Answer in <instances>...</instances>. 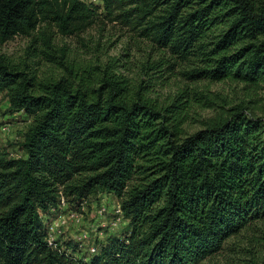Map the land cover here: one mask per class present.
<instances>
[{"label":"trees","instance_id":"1","mask_svg":"<svg viewBox=\"0 0 264 264\" xmlns=\"http://www.w3.org/2000/svg\"><path fill=\"white\" fill-rule=\"evenodd\" d=\"M97 21L198 62L194 79L264 89V0H0V43L43 26L40 54L63 68L40 79L0 56L8 110L31 118L24 155L0 151V264H199L264 217V105L217 102L186 133L190 100L159 105L51 52V29ZM98 192L118 199L127 231L88 258L72 240L49 244L43 215L59 197L79 209Z\"/></svg>","mask_w":264,"mask_h":264},{"label":"rangeland","instance_id":"2","mask_svg":"<svg viewBox=\"0 0 264 264\" xmlns=\"http://www.w3.org/2000/svg\"><path fill=\"white\" fill-rule=\"evenodd\" d=\"M42 27L30 36L18 35L0 43V56L14 64L26 63L40 79L58 78L63 74V68L57 61H49L40 54L43 46ZM50 31L52 53L65 61L93 70L97 77L112 74L124 80L128 91L133 94L143 86L142 94L159 105H166L174 98H177V102L190 100L183 124L186 133L200 129L201 122L215 114L217 102L228 106L264 105V89L251 91L248 86L230 79H194L190 71L197 67L198 62L180 61L136 31L119 24L97 21L84 31L72 35H63L55 29ZM8 106L6 94L0 93V126H7L6 131L0 130V151H7L14 157L23 156L24 151L19 143L31 118L23 111L11 113ZM256 112L262 115L259 108ZM117 204L118 199L113 194L98 192L86 199L84 209L68 204L63 210L58 207L51 209L43 218L49 226L60 213L67 215L68 210L76 211L77 220L66 224L57 238L75 241L78 235L89 233L90 237L79 245L78 253L88 258L92 240L100 243L108 235L121 236L127 231L128 222L123 219L115 229L95 228L99 208L104 206L105 215L98 221L110 222L117 217L113 212ZM199 264H264V217L227 238L220 250Z\"/></svg>","mask_w":264,"mask_h":264},{"label":"built area","instance_id":"3","mask_svg":"<svg viewBox=\"0 0 264 264\" xmlns=\"http://www.w3.org/2000/svg\"><path fill=\"white\" fill-rule=\"evenodd\" d=\"M92 1L97 2V0H92ZM6 129H7V126L6 125L0 126V130L1 131H6ZM68 204L69 203L65 200L64 196L61 195L59 197V200H58L57 204L54 207H51L50 210L51 209H55L56 207H58V209L60 208V209L63 210L65 208H67ZM85 204H86V199H84V200H82L80 202V208L81 209H84ZM104 212H105V208H104V206H101L99 208V210H98V213L99 214H97V217H99V218H96L95 219L97 221V222L95 221L96 224H97L95 228L104 227V228H108L109 230L110 229H115L116 226H118V224L120 223L121 219L126 220L123 217V215H122V211H121V208H120L119 204H117V207H115L114 208V211H113L117 215V217L114 218V219H111L110 222H105V221H101L100 222V221H98V219L104 218V215H105ZM76 215H77L76 214V211H71V210L69 211L68 210V214L67 215H66V213H64V214L63 213H60L56 218H54L51 221V223H49V226L47 227V229H48V242H49V244L55 245L57 242H59V244H63L65 242V241H61V240H59V238H57L58 237V234L61 233V229L66 224H68L69 222H73V221H76L77 220L76 219V217H77ZM98 232H100V231H98ZM88 237H90L89 233H87V234L86 233L80 234V235H78L76 237V239H75L74 242H76L77 245H78V247H79V245H81V242L82 241L84 242V240H86ZM97 250H98V243L94 239V240H92L90 242V246H89L90 255L93 254V253H95V252H97Z\"/></svg>","mask_w":264,"mask_h":264}]
</instances>
